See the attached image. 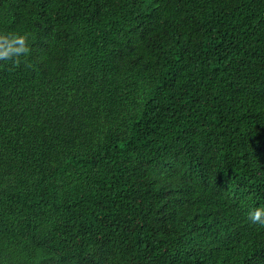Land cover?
<instances>
[{"label":"trees","instance_id":"obj_1","mask_svg":"<svg viewBox=\"0 0 264 264\" xmlns=\"http://www.w3.org/2000/svg\"><path fill=\"white\" fill-rule=\"evenodd\" d=\"M0 33V264H264V0H0Z\"/></svg>","mask_w":264,"mask_h":264},{"label":"clouds","instance_id":"obj_2","mask_svg":"<svg viewBox=\"0 0 264 264\" xmlns=\"http://www.w3.org/2000/svg\"><path fill=\"white\" fill-rule=\"evenodd\" d=\"M25 39L23 35L0 33V59H11L26 52ZM262 216H264V210L259 208L255 212L250 213V218L253 222L264 223Z\"/></svg>","mask_w":264,"mask_h":264}]
</instances>
